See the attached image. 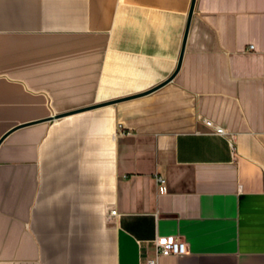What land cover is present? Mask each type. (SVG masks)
Here are the masks:
<instances>
[{
    "label": "crops",
    "instance_id": "crops-1",
    "mask_svg": "<svg viewBox=\"0 0 264 264\" xmlns=\"http://www.w3.org/2000/svg\"><path fill=\"white\" fill-rule=\"evenodd\" d=\"M191 4L0 0V264H264V0Z\"/></svg>",
    "mask_w": 264,
    "mask_h": 264
},
{
    "label": "built area",
    "instance_id": "built-area-1",
    "mask_svg": "<svg viewBox=\"0 0 264 264\" xmlns=\"http://www.w3.org/2000/svg\"><path fill=\"white\" fill-rule=\"evenodd\" d=\"M207 124L212 126L211 121H207ZM214 128L218 134L225 133L221 126H214ZM111 214H116V211L112 210ZM153 243L155 246V254L141 264H160L159 260L162 256H182L188 252L186 241L179 236H156Z\"/></svg>",
    "mask_w": 264,
    "mask_h": 264
},
{
    "label": "water",
    "instance_id": "water-1",
    "mask_svg": "<svg viewBox=\"0 0 264 264\" xmlns=\"http://www.w3.org/2000/svg\"><path fill=\"white\" fill-rule=\"evenodd\" d=\"M194 4H195V0H192L191 9H190V16H189V22H188V26H187V32H188V29H189V24H190V21H191V17H192V14H193V10H194ZM187 32H186L185 40H186V37H187ZM184 46H185V41H184V45H183V50H184ZM183 50H182V53H181V57H180V60H179V64H178L177 70L179 69V67L181 65V61H182V57H183ZM162 85L163 84H161L157 88L161 87ZM157 88H153L151 90H148V91H145V92H142V93H139V94H134V95H131V96H126V97L114 99V100L107 101V102H104V103H100V104H96V105H92V106H87V107L80 108V109H77V110H73V111H70V112H67V113L56 114L51 119H56V118H60V117H63V116H66V115H70V114H73V113H78V112H81V111H86V110H90V109H94V108H98V107H102V106H106V105L118 103L120 101H124V100H128V99L140 97V96H143L145 94H148V93L156 90ZM25 125L26 124H22V125L17 126V127H21V126H25ZM10 132H8L6 135H8ZM3 139H4V137L0 140V142Z\"/></svg>",
    "mask_w": 264,
    "mask_h": 264
}]
</instances>
